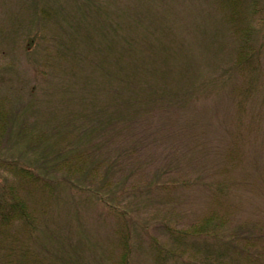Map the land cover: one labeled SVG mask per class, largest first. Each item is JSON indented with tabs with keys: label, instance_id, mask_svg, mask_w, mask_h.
<instances>
[{
	"label": "rangeland",
	"instance_id": "obj_1",
	"mask_svg": "<svg viewBox=\"0 0 264 264\" xmlns=\"http://www.w3.org/2000/svg\"><path fill=\"white\" fill-rule=\"evenodd\" d=\"M12 196L0 264H264V0H0Z\"/></svg>",
	"mask_w": 264,
	"mask_h": 264
},
{
	"label": "trees",
	"instance_id": "obj_2",
	"mask_svg": "<svg viewBox=\"0 0 264 264\" xmlns=\"http://www.w3.org/2000/svg\"><path fill=\"white\" fill-rule=\"evenodd\" d=\"M231 12L234 13L235 12V7H231ZM253 29V26L249 25L248 27L245 28V42L248 41V38L246 36V33L249 37V34H252L253 31H251ZM249 30V32H248ZM243 47H241L242 50ZM25 172L24 174H27V177H31L32 179H34V181H39L40 178H42L41 176H39L38 174H35L32 172L31 169L26 168L23 169ZM40 177V178H39ZM41 180V179H40ZM12 199V200H11ZM19 200L15 199L14 196L9 197V199H4L3 201L0 200V206L3 205V208L6 212H4V215H1L2 219H7L9 216L13 215L12 212L14 211V208L16 206V204H18ZM22 208V207H21ZM23 210V208H22ZM24 212V210L22 211ZM24 215H26V212L23 213ZM209 224V223H208ZM205 224V226L207 225L205 231L209 230L208 232L210 233H205V234H209L210 237L214 236L216 234V232H214L215 230H218L219 225L211 230V227ZM203 229V226H200L198 228V230ZM194 232H186L187 235H193L196 234L197 230L195 228V230H193ZM203 237H206L204 234H202ZM245 238V237H243ZM249 238V236H247V239ZM122 244H125L124 248L126 247V249L128 248V243L126 242V240H124V238H122ZM239 238L237 237V233H231V235H229V237L226 238L227 243L231 244V247L233 248L234 253L228 255V261H226L224 259V256H218V257H201V259H190L189 256H183V255H175L173 254V251H168V250H157V256L156 258L159 259L162 263L164 264H178V261H181L182 264H250V262L252 261V256H253V251L250 249V247H247L245 245L244 242L241 243H237L236 241ZM128 256H127V252L126 250H122V256L121 259L119 260L118 264H126V260H127ZM169 260V261H168ZM168 261V262H167Z\"/></svg>",
	"mask_w": 264,
	"mask_h": 264
}]
</instances>
